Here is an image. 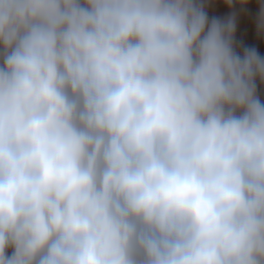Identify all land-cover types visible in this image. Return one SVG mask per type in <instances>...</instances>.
I'll return each instance as SVG.
<instances>
[{"label": "clouds", "instance_id": "clouds-1", "mask_svg": "<svg viewBox=\"0 0 264 264\" xmlns=\"http://www.w3.org/2000/svg\"><path fill=\"white\" fill-rule=\"evenodd\" d=\"M223 2L0 0V264H264V58Z\"/></svg>", "mask_w": 264, "mask_h": 264}, {"label": "rangeland", "instance_id": "rangeland-1", "mask_svg": "<svg viewBox=\"0 0 264 264\" xmlns=\"http://www.w3.org/2000/svg\"><path fill=\"white\" fill-rule=\"evenodd\" d=\"M204 2L209 20L213 18L224 20L231 14V10L223 0H204ZM262 3L264 0H248L246 8L237 19L235 43L238 51L244 48H255L261 58H264V37L258 36L255 28V17ZM257 94L264 103V84L257 82Z\"/></svg>", "mask_w": 264, "mask_h": 264}]
</instances>
